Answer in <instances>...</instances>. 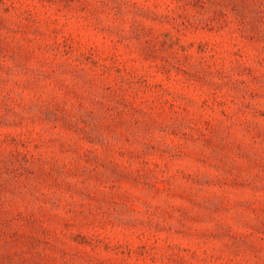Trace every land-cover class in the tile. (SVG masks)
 I'll return each mask as SVG.
<instances>
[{"label": "rangeland", "instance_id": "obj_1", "mask_svg": "<svg viewBox=\"0 0 264 264\" xmlns=\"http://www.w3.org/2000/svg\"><path fill=\"white\" fill-rule=\"evenodd\" d=\"M0 264H264V0H0Z\"/></svg>", "mask_w": 264, "mask_h": 264}]
</instances>
